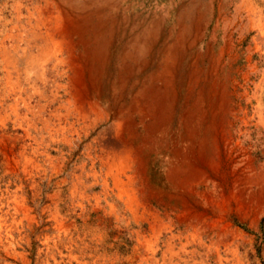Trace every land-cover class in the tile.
<instances>
[{"label":"rangeland","instance_id":"obj_1","mask_svg":"<svg viewBox=\"0 0 264 264\" xmlns=\"http://www.w3.org/2000/svg\"><path fill=\"white\" fill-rule=\"evenodd\" d=\"M19 1L29 3L0 0L2 11L7 4L0 40ZM185 1L119 0L118 14L128 34L163 17L166 38ZM201 1L206 22L185 62L199 57L215 117L208 191L189 190L194 174L186 167L178 174L185 189H174L168 152L159 146L147 152L141 206L133 210L126 196L103 185V167H94L89 154L93 134L53 132L40 121L29 127L24 106L13 114L0 65V264H264V0ZM20 62L13 78L21 75L29 86L25 75L32 70Z\"/></svg>","mask_w":264,"mask_h":264},{"label":"bare ground","instance_id":"obj_2","mask_svg":"<svg viewBox=\"0 0 264 264\" xmlns=\"http://www.w3.org/2000/svg\"><path fill=\"white\" fill-rule=\"evenodd\" d=\"M117 1L13 4L14 19L6 22L9 29L0 40V65L7 74L3 97L13 95L9 105L13 114L19 115L23 106L27 109L32 116L29 127L40 121L53 132L93 134L88 145L93 166L100 163L103 185L126 196L133 210L141 206L138 182L147 169V152L159 146L168 152L166 175L174 189H185L178 174L186 167L194 174L187 182L189 190L207 192L208 134L215 117L211 119L199 57L185 62L205 25L206 3H182L169 35L163 38V17L144 29L125 32ZM3 11L1 6L0 14ZM23 59L32 70L25 75L29 86L22 85L21 75L13 78L14 71L21 73ZM49 81L53 86L47 93ZM106 89L109 98H104Z\"/></svg>","mask_w":264,"mask_h":264}]
</instances>
